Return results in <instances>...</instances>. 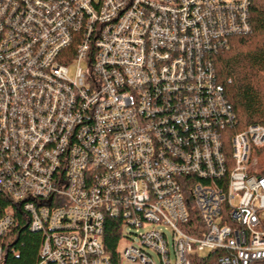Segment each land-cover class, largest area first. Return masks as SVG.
<instances>
[{
    "label": "built area",
    "instance_id": "1",
    "mask_svg": "<svg viewBox=\"0 0 264 264\" xmlns=\"http://www.w3.org/2000/svg\"><path fill=\"white\" fill-rule=\"evenodd\" d=\"M251 4L0 0V264L17 212L33 264H112L111 218L143 228L116 264H264V121L236 130L213 58Z\"/></svg>",
    "mask_w": 264,
    "mask_h": 264
},
{
    "label": "trees",
    "instance_id": "2",
    "mask_svg": "<svg viewBox=\"0 0 264 264\" xmlns=\"http://www.w3.org/2000/svg\"><path fill=\"white\" fill-rule=\"evenodd\" d=\"M249 14L251 32L229 38L227 49L213 57L218 81L224 86L238 120L236 130L264 121V0H252ZM6 205L7 201L0 193V210ZM17 217L19 223L13 230L17 255H10L8 263L33 264L38 259L42 236L28 229L20 212ZM118 230L117 219L106 221L102 243L112 264L117 263L120 249ZM215 257V253L203 258L194 257L192 264H216Z\"/></svg>",
    "mask_w": 264,
    "mask_h": 264
},
{
    "label": "rangeland",
    "instance_id": "3",
    "mask_svg": "<svg viewBox=\"0 0 264 264\" xmlns=\"http://www.w3.org/2000/svg\"><path fill=\"white\" fill-rule=\"evenodd\" d=\"M70 75H72L73 74V72L72 71H70V73H69ZM124 229H123V231H125V233H130L129 235V238H125V239H123L121 242H120V250H121V252H122V250L125 248V246H127L129 243H131V239H136V236L137 235H135L136 233H140L141 231H143V228H140V227H131V226H124L123 227ZM166 234H167V237H168V240H169V243H170V246H171V233H170V230H168V229H166ZM170 254L172 255V248L170 247ZM153 258H154V260L159 264V262H158V257H157V255L155 254V253H153ZM122 264H139V263H131V262H129V263H122Z\"/></svg>",
    "mask_w": 264,
    "mask_h": 264
}]
</instances>
